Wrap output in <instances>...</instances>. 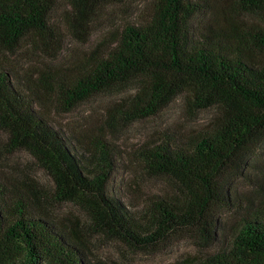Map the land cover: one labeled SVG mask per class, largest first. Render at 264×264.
I'll return each mask as SVG.
<instances>
[{"label": "trees", "instance_id": "1", "mask_svg": "<svg viewBox=\"0 0 264 264\" xmlns=\"http://www.w3.org/2000/svg\"><path fill=\"white\" fill-rule=\"evenodd\" d=\"M129 1L0 0L2 144L30 153L52 183L51 191L25 190L0 180V264H91L83 228L59 221L55 203L74 204L95 232L140 249L203 225L214 240L217 213L235 211L230 249L171 264H264V193L243 205L225 186L264 141V0H146L140 20L93 38L99 11ZM69 37L86 49L63 62ZM24 50L44 61L23 68ZM103 95L114 99L94 133L70 137L53 122ZM177 98L192 117L215 112L132 151L136 170L172 179L177 190L128 210L109 192L120 159L112 129L154 117Z\"/></svg>", "mask_w": 264, "mask_h": 264}, {"label": "rangeland", "instance_id": "2", "mask_svg": "<svg viewBox=\"0 0 264 264\" xmlns=\"http://www.w3.org/2000/svg\"><path fill=\"white\" fill-rule=\"evenodd\" d=\"M145 1L132 0L125 6L101 9L93 21L96 32L93 38L113 27L121 26L124 22L140 20L145 8H148L145 6ZM212 1L221 3L225 0ZM63 9L65 2L61 1L59 16ZM64 45L65 49L61 54L63 62L72 60L86 49V46L72 37L66 39ZM42 60L36 52H25V50L20 51L17 57L23 68H28L30 64L35 66L41 64ZM113 99L114 97L107 95L94 97L69 114L54 115L52 120L70 137L90 135L104 125L103 111ZM214 112L215 110L211 109L192 117L187 114L181 100L177 98L154 117L116 125L112 129L110 139L117 147L120 159L119 166L110 179V194L116 196L128 210L132 211L147 195L177 190L172 179L151 177L136 170L131 160V153L145 140L167 128L181 131L198 127ZM5 140V134L0 131L1 183L25 190L43 188L51 191L52 183L49 177L40 169L30 153L25 150L10 151L2 144ZM225 186L232 193L238 194L243 205L253 206L260 202L264 193V141L251 151L248 160L241 168L228 174ZM51 211L59 221L65 224H71L73 221L83 228L91 264H171L189 257L202 258L213 255L230 249L241 215L235 211L218 212L216 218L220 225L214 232L215 236H211L215 238L214 240L209 237L210 234L213 235L210 229L203 225L178 229L160 239L155 245L140 249L123 243L106 231L95 232L91 229V220L81 208L72 203H55Z\"/></svg>", "mask_w": 264, "mask_h": 264}]
</instances>
